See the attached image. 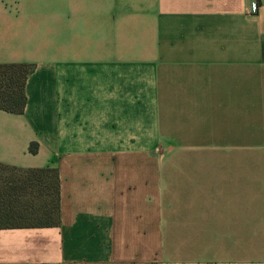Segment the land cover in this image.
Here are the masks:
<instances>
[{
  "label": "crops",
  "instance_id": "0c3cea01",
  "mask_svg": "<svg viewBox=\"0 0 264 264\" xmlns=\"http://www.w3.org/2000/svg\"><path fill=\"white\" fill-rule=\"evenodd\" d=\"M252 1L0 0V63L34 65L0 163L60 184V225L0 229V264H264Z\"/></svg>",
  "mask_w": 264,
  "mask_h": 264
},
{
  "label": "trees",
  "instance_id": "16d2710c",
  "mask_svg": "<svg viewBox=\"0 0 264 264\" xmlns=\"http://www.w3.org/2000/svg\"><path fill=\"white\" fill-rule=\"evenodd\" d=\"M34 65L25 63H0V110L23 114L27 104L26 83ZM37 144L30 146L36 153ZM4 169L30 174L21 180H8L0 176V229L49 228L60 225V184L56 168L24 170L0 163ZM48 179L51 183L48 184ZM26 201V197H31ZM49 197L41 205L36 198Z\"/></svg>",
  "mask_w": 264,
  "mask_h": 264
},
{
  "label": "rangeland",
  "instance_id": "374dc122",
  "mask_svg": "<svg viewBox=\"0 0 264 264\" xmlns=\"http://www.w3.org/2000/svg\"><path fill=\"white\" fill-rule=\"evenodd\" d=\"M247 154H248V163L247 165L244 164L241 166L242 168V172L243 174L245 173V171H247V175L248 178L251 177L252 179H254L255 177V161H254V157L256 156V152H257V145L256 142H254L253 140H247ZM0 176H4L5 178H8V180H21V178H27L30 177V174H27L26 172L23 171H16L13 169H4L2 167H0ZM51 183V180L48 179V184ZM34 195L32 194L31 197H26V201H29V198H31V200L33 199ZM250 199V198H249ZM36 200L39 202L37 203L38 205H41L44 202H49V197L44 195V197H38L36 198ZM248 203L250 204V202L248 201Z\"/></svg>",
  "mask_w": 264,
  "mask_h": 264
},
{
  "label": "built area",
  "instance_id": "2783aa9c",
  "mask_svg": "<svg viewBox=\"0 0 264 264\" xmlns=\"http://www.w3.org/2000/svg\"><path fill=\"white\" fill-rule=\"evenodd\" d=\"M258 9H259V5H258L257 1L253 0L251 2V12L252 13H257Z\"/></svg>",
  "mask_w": 264,
  "mask_h": 264
}]
</instances>
